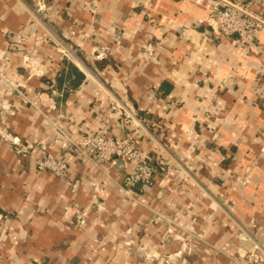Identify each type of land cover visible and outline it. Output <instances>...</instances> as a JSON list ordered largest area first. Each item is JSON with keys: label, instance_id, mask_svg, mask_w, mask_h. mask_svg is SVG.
Wrapping results in <instances>:
<instances>
[{"label": "crops", "instance_id": "1", "mask_svg": "<svg viewBox=\"0 0 264 264\" xmlns=\"http://www.w3.org/2000/svg\"><path fill=\"white\" fill-rule=\"evenodd\" d=\"M209 5L0 0V213L11 215L0 221V264H246L248 244L211 197L231 198L244 229L264 237V29L242 45L219 36ZM253 8L264 14V0ZM51 33L78 47L82 64L64 58ZM113 98H129L145 117L140 142L168 167L133 199L121 188L127 163L107 173L76 147ZM108 125L121 134L119 117ZM14 135L24 152L6 138ZM48 152L70 155L72 186L38 171ZM158 212L178 222L174 232L154 221ZM183 226L196 231L189 257Z\"/></svg>", "mask_w": 264, "mask_h": 264}, {"label": "built area", "instance_id": "2", "mask_svg": "<svg viewBox=\"0 0 264 264\" xmlns=\"http://www.w3.org/2000/svg\"><path fill=\"white\" fill-rule=\"evenodd\" d=\"M255 0H210L209 16L207 22L210 28L219 36L235 37L240 45L251 43L264 29V14L253 8ZM56 48L62 56L74 63L82 64L80 49L69 40L59 34L51 33ZM148 58L156 60V54L152 46L147 52ZM112 116L122 120L121 134H115L108 123ZM145 117L139 115L136 107L129 98H113L111 113L103 116L99 127L92 133L83 137L81 143L77 144L79 152L84 158L105 166L107 173L116 161L121 160L130 167L129 172L121 182V188L125 198L133 199V189L138 185H151L155 174L164 173L168 167L164 161L153 162L150 160L140 137L146 129ZM52 123L57 127L56 121ZM59 130L65 134L60 128ZM3 133V132H2ZM16 147L17 152H24L19 148L22 139L17 136H7ZM32 148V145L28 143ZM70 155L57 156L53 153L36 158V168L40 172H51L59 179L72 186L69 177ZM138 202V201H137ZM10 214L0 213V221H7ZM253 264H264L258 258Z\"/></svg>", "mask_w": 264, "mask_h": 264}, {"label": "rangeland", "instance_id": "3", "mask_svg": "<svg viewBox=\"0 0 264 264\" xmlns=\"http://www.w3.org/2000/svg\"><path fill=\"white\" fill-rule=\"evenodd\" d=\"M22 41L23 40H21V42ZM48 41L55 46V42H54L52 36H48ZM9 84H10V82H9ZM12 86L14 88L21 90L20 87H18L17 85L12 84ZM220 197H221V199H223V201H225V203L222 200H220L218 202L217 200L213 199L214 197H211L212 198L211 201L215 202V209L223 211L227 215V217H229V219L234 224H236L238 226L240 235L243 236L245 243L248 244V246L245 247V250L243 251V252H245V254L241 255V257H245L246 264H253L255 258H258L264 262V237L262 235H259L260 233H257L254 230H253V232H249L246 229H244V227L241 225V223L238 221V219L234 216V214L230 210L229 206L232 204L233 200L231 198L229 199L227 197H224V195H221ZM160 220H162V221L165 220L167 222V225H170V230L171 229L173 230L174 229L173 227H177L176 225H178V222H176L174 220V218L169 217L162 212L156 213L155 219H154V221H157V222ZM182 229L186 232L187 237H188L187 241L189 242L187 244H183L182 247H185L184 251H186V253L188 254V257H189L195 253L196 249H198V244L195 242L196 241V231L192 228L191 229L185 228V226H183ZM173 232H174V230H173ZM203 235H202V237H204L203 242L206 243L207 246L215 249L217 252L221 253L222 255H226V256L228 255V251L224 250V248L214 247L209 242H207V240H206L207 235L205 232L203 233ZM239 240H240V238H239ZM182 251L180 254L181 257L183 255ZM176 253H178V252H176ZM176 253H174V254L176 255ZM178 257H180V256H178ZM167 259L168 260H166V261L163 260V262L170 264L169 257H167ZM232 261L234 264H243L242 261L236 257H232ZM189 262H190V260L186 257H184L182 259L183 264H190Z\"/></svg>", "mask_w": 264, "mask_h": 264}]
</instances>
